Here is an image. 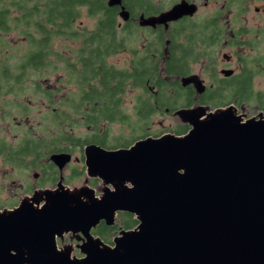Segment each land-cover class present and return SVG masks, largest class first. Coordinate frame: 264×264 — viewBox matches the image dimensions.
Instances as JSON below:
<instances>
[{
	"label": "water",
	"instance_id": "water-1",
	"mask_svg": "<svg viewBox=\"0 0 264 264\" xmlns=\"http://www.w3.org/2000/svg\"><path fill=\"white\" fill-rule=\"evenodd\" d=\"M194 11L183 1L141 25L166 27ZM120 16L127 20V12ZM181 82L195 90L193 107L172 113L187 133L114 150L85 146L86 175L101 180L100 195L87 185L66 187L61 176L54 189L0 209V264H264V114L198 105L206 87L195 76ZM70 160L49 156L60 172ZM118 213L138 225L119 232L113 246L91 236L101 221L113 226ZM67 233L83 235V259L57 250Z\"/></svg>",
	"mask_w": 264,
	"mask_h": 264
},
{
	"label": "trees",
	"instance_id": "trees-1",
	"mask_svg": "<svg viewBox=\"0 0 264 264\" xmlns=\"http://www.w3.org/2000/svg\"><path fill=\"white\" fill-rule=\"evenodd\" d=\"M42 2L47 5L43 10H21L19 17H11L12 13L9 10L0 12V34H9L21 28V34L28 40L31 49L22 67L24 69L27 66L33 71L40 72L49 68L52 43L55 40L68 38L79 43L78 49L74 52V63L66 60L64 66V70L68 71L67 82L77 86L76 94L72 98H63L60 101L51 120L59 125V119H66L62 113L74 114L76 120L72 119L71 114L65 115L73 121L72 123L75 122L76 128H85L90 136L81 137L72 133L66 135L65 132L58 131L57 137L48 140L28 137L19 147H14L19 149V153H13L14 156L28 157L34 154L42 158L53 152H72L74 147L81 148L87 144H95L109 150L128 148L140 139L158 137L156 133L148 131L149 120L158 111L174 112L179 108L194 105L195 92L191 88L172 87L161 76V69L167 77L187 74L188 62L195 59L196 55L215 52L219 47L218 43L205 42L204 38L200 37L198 47L201 52L196 54L194 42L188 38L181 44L174 40L179 31L169 32L170 44L167 49L168 57L166 56L165 60L163 52L166 45L165 37L159 31L155 36L154 33L150 35L145 50L133 49L134 70L131 72L127 67L119 69L108 62L109 58L119 52L131 51L130 44L133 42L130 38L131 31L126 26L115 25L113 12L103 11V18L93 29L81 33L74 28V21L80 17V10L77 7L80 3L66 0H53L47 3L45 0H35L37 5ZM95 14H97L95 10L91 8L88 10V16ZM182 26L184 27L179 29L180 32H187L185 29L189 25ZM135 38L134 44L138 42ZM147 80L150 82L149 86L156 84V87H145ZM0 81H2L0 85L6 87L7 92L13 91L11 88L8 89L9 87H22L24 82L22 74L21 77L20 75L13 77L6 70L0 71ZM130 82L133 87H128ZM241 86L236 87L235 84L230 83L229 87H207L206 92L197 97V102L217 108L233 102L239 104L253 101L260 104L264 110V96L254 93L253 87ZM137 89L140 93L135 97L132 114H128L123 106V97L129 90ZM18 91L16 90L15 93ZM35 91L42 93L41 88ZM44 94L48 102L52 101L49 92L44 91ZM17 107L14 105L15 109ZM61 108L65 110L61 111ZM114 124L125 126L131 132L130 137L112 136L109 126ZM188 130L187 125H182L174 133L184 135ZM7 148L13 147L0 143V154ZM126 216L130 217L125 214L120 218L125 219Z\"/></svg>",
	"mask_w": 264,
	"mask_h": 264
},
{
	"label": "flooded vegetation",
	"instance_id": "flooded-vegetation-1",
	"mask_svg": "<svg viewBox=\"0 0 264 264\" xmlns=\"http://www.w3.org/2000/svg\"><path fill=\"white\" fill-rule=\"evenodd\" d=\"M48 2H53V0H45ZM74 1L80 3L77 7L80 10L85 9L86 15L88 10L91 8L96 11L97 14L94 16H88L94 19V26L103 18V11H111L114 15V23L117 27L126 26L131 31L132 44H130V50L128 51L129 61L127 68L133 72L134 55L133 49H146V44L150 38V35L154 33V36L161 31L165 37V48L163 50L164 56L168 57V46L170 44V39L168 33H175L179 31L177 37L174 40L183 44L189 38L191 42L195 44V52L199 54L201 51L198 44H200V37H203L205 42H216L219 44L217 50L211 54L206 55H196L195 59L188 62L189 72L182 75H170L164 76L163 70L161 69V76L172 85V87H182L184 89L191 88L194 92V85L188 84L183 85L181 82L182 78H187L190 76L197 77L202 83L203 87H229L230 83L235 84L236 87H254V82L258 74L264 75V0H173L168 5L155 7L154 0H120L119 5L110 6L108 0H66ZM186 2L187 4L193 6L195 11L192 15H187L179 18L176 21L168 22L165 25H155V26H143L141 23L143 20L150 18H156L161 14L169 11L174 6L181 2ZM83 3V4H82ZM47 5L42 2L41 4L35 3V0H0V12L9 10L11 17H19L21 10H30L46 8ZM102 9V10H101ZM98 10V12H97ZM124 11L127 12V20L123 21L120 13ZM80 18V17H79ZM78 18V19H79ZM77 21V19H76ZM74 21V24L76 23ZM183 24L189 25L185 30L187 32H180ZM181 26V28H180ZM136 30V32H135ZM136 36V38H135ZM138 40L139 47L133 46V39ZM232 48L241 49L244 51L243 57H238L234 54L222 53L226 50H231ZM164 58L165 60L167 59ZM206 63L204 70L207 79H203L197 74L196 70L199 65ZM258 67V68H257ZM222 71H231V74L226 76ZM246 82L249 84H246ZM150 82L147 80L145 87H156V84L149 86ZM74 87H77L73 85ZM128 87H133L132 82H130ZM0 98L3 96L5 87L0 85ZM205 91L202 93L204 94ZM201 94V95H202ZM200 96V95H199ZM198 96V97H199ZM4 100L0 99V115L4 116L3 111ZM195 104V102H194ZM198 105L206 106L203 104ZM244 103L237 104L233 102L229 105H234L239 113L242 112L239 109ZM256 104V113L243 114L246 118H252L257 116L259 113L264 114L260 104ZM193 106V105H192ZM191 106V107H192ZM228 106V105H227ZM185 107V108H191ZM209 107V106H208ZM226 107V106H225ZM211 110L215 108L209 107ZM220 108V107H217ZM180 109V108H179ZM172 114L173 112H166ZM90 145V144H87ZM78 148V156H73L72 152H53L49 153L45 157L40 158L39 156H14L13 153H19V149L7 148L4 153L0 156L3 158V162L10 163L13 165H19V163L28 160L30 163V169L37 170L36 178L38 179L33 188L28 195L35 189H54L60 180L62 172L49 161V156L54 153H68L71 155L70 163H74L76 167V172L73 171L74 177L80 178L83 174L86 175V168L84 164V147ZM98 146V145H97ZM102 148V147H101ZM104 149V148H103ZM109 150V149H106ZM114 150V149H110ZM11 153V155H9ZM9 160V161H7ZM69 164L65 166L64 169L68 168ZM79 165V168H78ZM51 169H50V168ZM63 169V170H64ZM87 177V175H86ZM67 179V178H66ZM62 179V184L68 187V181ZM48 184V186H46ZM38 185V186H37ZM44 185V187H42ZM84 185L89 186L95 192V196H99L104 186L100 179H91L87 177L84 181ZM41 186V187H40ZM46 186V187H45ZM70 188V187H69ZM77 188V187H73ZM79 188V187H78ZM20 201V200H19ZM18 201V203H19ZM17 203V204H18ZM16 206V205H15ZM11 206V208L15 207ZM130 215V217H125V219L120 218L121 215ZM138 225V222L132 214L128 213H118L115 218V223L113 226H107L105 222L101 221L97 226L90 230L91 236L94 238H99L101 241L109 246H113V240L119 235L122 230L128 231L134 229ZM85 239L81 233L72 234L67 233L62 236V238H57V250L68 249L71 251L70 258L72 260H81L85 255L81 252V247L84 245ZM75 258V259H74Z\"/></svg>",
	"mask_w": 264,
	"mask_h": 264
},
{
	"label": "rangeland",
	"instance_id": "rangeland-1",
	"mask_svg": "<svg viewBox=\"0 0 264 264\" xmlns=\"http://www.w3.org/2000/svg\"><path fill=\"white\" fill-rule=\"evenodd\" d=\"M154 1L155 7H159L168 5L173 0ZM93 27L94 19L88 17L85 9H82L81 16L77 19L74 28L82 33L84 31H91ZM20 29L13 30L9 34H0V71L6 70L13 77L18 75L21 77L22 74L24 81L22 87H9L8 89H13L12 92H7L5 87L3 96L0 98L4 100L2 109L5 113L4 116L0 115V143L3 142L9 147H19L25 138L32 137V139L36 140H48L52 137H57L58 131L65 132L66 135L72 133L81 137L90 136V133L86 132L85 128H76L75 122L72 123L73 121L65 115H70L71 113L69 112L62 113V116L66 119H59V125H56L51 120L53 114L56 113V108L60 101L63 98H72L76 94L74 84L67 82L68 71L64 70V66L66 60L69 63H74V52L78 49L79 43L68 38L57 39L52 43V55L49 58L50 65L48 69L41 72L33 71L31 68H27V66L23 69L22 66L25 65L24 62L31 49L28 40L21 34ZM138 43L133 44V46L139 47ZM222 53L243 57L245 52L241 49L232 48ZM129 59L127 51H122L109 58L108 62L119 69H124L128 66ZM205 64L202 63L196 70L197 74L203 79H207L204 70ZM35 83L41 87H37ZM254 83V93L264 96V75L258 74ZM38 88H41L42 93L35 91ZM16 90L19 91L15 93ZM44 91L52 95V101L48 102L45 99L46 95ZM139 93L140 90L138 89L129 90L124 95L123 106L128 114H132L135 97ZM14 105L18 107L15 109ZM256 107L255 102H246L239 108L242 110V112L239 110V113H243L244 111L249 114L256 113ZM61 109V111L65 110L64 108ZM58 111L61 112L60 110ZM71 115L73 119L74 114ZM180 126L182 124L178 118L161 110L150 118L148 131L156 133V136L167 133L175 135L174 132ZM109 131L112 136L121 138H129L131 133L125 126L120 124L110 125ZM78 154V148L74 147L72 155L77 157ZM30 166L28 160L19 163L18 166L10 163L7 164L3 162V158L0 156V209H10L11 206L17 205L19 200L27 196L28 192L35 188L38 179L34 178L33 174L38 171H32ZM75 169L74 163H70L68 168L62 172L64 180L67 178L66 181L70 184L68 187L71 189L73 187L84 186V181L87 180L85 174L80 176V178L74 177L76 173L73 171L76 172L77 170Z\"/></svg>",
	"mask_w": 264,
	"mask_h": 264
}]
</instances>
